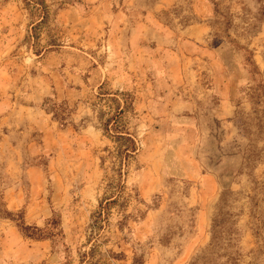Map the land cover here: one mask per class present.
<instances>
[{
	"label": "rangeland",
	"instance_id": "obj_1",
	"mask_svg": "<svg viewBox=\"0 0 264 264\" xmlns=\"http://www.w3.org/2000/svg\"><path fill=\"white\" fill-rule=\"evenodd\" d=\"M31 3L0 0V264H264V0ZM101 92L135 99L125 186Z\"/></svg>",
	"mask_w": 264,
	"mask_h": 264
},
{
	"label": "trees",
	"instance_id": "obj_2",
	"mask_svg": "<svg viewBox=\"0 0 264 264\" xmlns=\"http://www.w3.org/2000/svg\"><path fill=\"white\" fill-rule=\"evenodd\" d=\"M28 5L33 4L37 10H44L47 8L46 0H25ZM44 19L42 15L41 20ZM107 99L114 103L110 107L113 113L108 118H103L101 122V128L105 136L116 144V150L114 151L116 159L118 161L117 179L119 183L125 186V176L128 173V169L131 163V159L136 156L139 150V144L133 133L129 132L124 123L125 114L132 110L134 111L135 99L132 95L126 92H101V99ZM58 119V115L55 114ZM113 154V152H111ZM113 198V197H112ZM117 199L114 198L113 201ZM5 215L10 216L9 211L5 209ZM99 217H102V213L99 212ZM20 231L27 237L35 240H42L47 238H54L63 234L62 229L59 228L58 220L54 217L49 220V226L41 228L37 225H29L21 218V221L17 224ZM91 252L82 254L81 262L88 264L90 260ZM92 254V253H91Z\"/></svg>",
	"mask_w": 264,
	"mask_h": 264
}]
</instances>
